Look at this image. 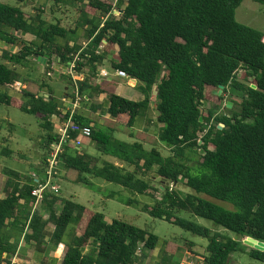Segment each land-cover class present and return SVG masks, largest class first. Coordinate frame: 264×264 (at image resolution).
I'll list each match as a JSON object with an SVG mask.
<instances>
[{"label":"trees","instance_id":"16d2710c","mask_svg":"<svg viewBox=\"0 0 264 264\" xmlns=\"http://www.w3.org/2000/svg\"><path fill=\"white\" fill-rule=\"evenodd\" d=\"M22 4L30 0H16ZM53 9L76 8L75 28L44 17L43 7L34 15L0 2V41L3 46L19 48L17 53L0 46V88L8 90L16 83L28 82L20 67L28 69L30 59L53 58L66 69L87 74L82 81L67 79L64 97L81 98L83 108L93 114L110 116L122 127L134 129L141 117L152 110L155 93L158 136L171 155L157 148L146 149L136 139L124 142L114 130L96 123L91 115L71 110L65 113L63 98L48 83L45 94L22 89L17 95L0 93V104L21 109L36 116L45 132L47 154L36 173L24 176L5 167L0 177V264H13L25 246L35 249L40 264H57L48 257L51 250L64 246L61 264H144L148 253L161 243L166 248L164 264H171L179 251L202 260V264H231L243 241L253 237L264 242V33L236 20L237 8L246 0H50ZM264 5V0H251ZM83 30L87 45L72 39ZM30 34L29 43L17 34ZM118 48L112 68L124 71L138 81L144 99L135 101L107 91L94 79L108 55ZM244 69L254 83L238 80ZM24 85V84H23ZM252 85H256L254 89ZM224 86L223 93L238 104V110L216 115L214 109L204 115L202 106L211 90ZM107 94L105 104L94 101ZM67 96V97H65ZM221 99L220 97L218 98ZM229 103V102H228ZM72 119L70 137L75 141L83 129L101 154L93 156L66 145L61 155L65 168L78 173V183L90 185L89 175L116 184L135 195L150 196L154 205L143 211L151 217L171 223L182 230L209 240L206 255L197 253L193 243L186 246L164 241L147 229L115 219L108 223L104 213L66 200L46 190L40 207L34 208L37 180L45 177L52 146L59 141L53 118ZM150 121V118H149ZM224 125L220 129L221 125ZM3 128L0 125V136ZM9 158L28 159L19 151L4 149ZM113 157L124 166L103 157ZM155 177L159 187H153ZM184 183L193 193L182 196L172 187ZM162 192L156 199L151 191ZM128 205L139 202L130 199ZM61 206V209L58 208ZM211 221L240 239L213 233L209 228L180 217ZM48 215V219L44 218ZM54 230L51 235L49 225ZM52 245V247H51ZM250 257L264 263V252L248 251ZM6 255V256H5Z\"/></svg>","mask_w":264,"mask_h":264},{"label":"rangeland","instance_id":"374dc122","mask_svg":"<svg viewBox=\"0 0 264 264\" xmlns=\"http://www.w3.org/2000/svg\"><path fill=\"white\" fill-rule=\"evenodd\" d=\"M108 1L111 2L112 0ZM0 2L12 7L21 8L28 15H34L36 13V9L43 7L46 11L44 17L47 20L57 23L56 20L61 19L62 25L67 27H74L79 17L78 10L73 7H64L61 10L52 11L54 5L50 0H30L26 4H22L16 0H0ZM119 15L120 14H116V16ZM236 20L243 25L252 27L264 33V5L255 3L251 0L244 1L236 10ZM19 35L23 36L22 33H19ZM35 41L36 38L34 36H30L28 38L29 43H33ZM77 41L83 44L86 42V39L82 37ZM6 50L12 53H17L19 48L5 46L3 51ZM0 61H2L1 54ZM47 62L48 60L46 59L37 60L36 57H32L30 59L28 69H23L20 67L24 77L28 79V82L23 83L24 89L26 88L33 93L45 94L44 91L41 90V87L43 83H48L53 87L57 93V96L62 99L64 97L63 93L67 85L64 82L68 83V80L62 79L61 76H70L68 69L63 67L56 58H53V63L50 65V69L52 70H50L51 72L48 74ZM102 69L108 71L111 74L110 78L103 79V82H105V86L108 90L115 92V86L119 84L126 86L127 79L117 78L111 66L105 65ZM237 77L238 80L246 82L247 84L254 83V80L246 75V71L244 69L238 71ZM4 90L0 88V93L4 92ZM5 91L12 95H17L18 93L14 86L8 88V90ZM66 91L70 92L71 90L67 88ZM136 91L140 94L139 89ZM136 95V92L134 93L131 91L126 96L134 100ZM219 97L221 98L220 100L218 99ZM152 98L154 100L153 103L155 104V93L153 94ZM230 99L231 98L228 93L219 94L218 90H211L208 94L207 100L202 106L204 115H208V112L211 109H214L216 115L229 113L226 110V106L228 105V102H232ZM66 103L67 106L65 107V111L69 110V108L71 109L72 106L69 105H71L73 102L71 100H67ZM232 103L233 106L231 109L235 108L238 110L239 105H235L234 102ZM81 106L84 107L83 105ZM148 117L150 118V121L141 124V126L144 125L145 127H148L150 130L148 134L137 129L140 126V121L137 122L136 130L119 126L113 120H110L105 116H101L99 119H97L96 123L103 127L114 130L116 138L124 142H133L134 140L130 138V134L134 133L136 139L146 142V149L151 150L152 148H157L162 152L163 156H170L171 152L169 148L165 144L161 143L157 136L162 126H160L157 122L155 108H153L150 114H148ZM0 125L3 128L2 134L0 136V166L3 169L8 167L15 171H19L24 176L34 175V173H36L34 168L43 162L44 157L47 154V150L45 149L43 143L45 132L40 127L39 119L36 116L23 112L21 109L0 104ZM4 149L19 151L25 154L28 159H22L19 157L15 159L9 158L4 155ZM82 149L85 150L84 152L94 156H97L99 153L97 152L98 150L96 151L91 149L88 143L87 146L85 148L83 147ZM109 159L113 160L112 158ZM85 178L90 182V185L83 183L79 184L77 182V172L70 171L65 168L64 163L61 161L60 165L58 166L56 185L59 187V190L55 192L56 195L63 199L73 200L79 204L85 205L96 212L104 213L108 223H112L115 219H121L142 229L149 230L150 232L162 238L164 241L177 242L183 246H186V242L193 243L195 245L194 250L197 253L202 255L207 254L206 249L209 244L208 239L193 235L192 233L182 230L180 227L171 223L155 219L147 212L142 210L146 205H154V200L150 196L135 195L116 184L105 182L100 178H94L89 175H86ZM158 181V177H155V180L152 183L153 187L158 188L160 186ZM172 187H176V189L181 192L182 196L193 193V191L184 183H180L179 185ZM151 195H154L156 199L162 198V192L160 191H151ZM130 199L138 201L140 203L139 206L128 205L127 201ZM58 208L61 209V206H58ZM180 217L203 227L209 228L211 231H213V233H221L223 236L231 237L238 241L240 240L233 232L216 227L211 221L193 217L188 213H182ZM44 218L48 219L49 217L47 214H44ZM53 228L54 227L52 224L49 225L48 231L50 235L53 232ZM63 249L64 248L62 246H59V248L51 250L48 254V257L57 259V264H61L64 255ZM250 249L252 248L243 243L241 250L232 255L231 264H264L250 257L248 253ZM29 252V254L27 253L26 255L15 257L13 259V264H40V259L35 249H32ZM187 255L191 257L189 264H202L201 259L195 258L189 254Z\"/></svg>","mask_w":264,"mask_h":264},{"label":"crops","instance_id":"0c3cea01","mask_svg":"<svg viewBox=\"0 0 264 264\" xmlns=\"http://www.w3.org/2000/svg\"><path fill=\"white\" fill-rule=\"evenodd\" d=\"M56 21L58 22V20H56ZM60 21L62 23V20L61 19H60ZM65 27H67V26H65ZM71 28L74 29L75 26L74 27H71ZM17 35H18V37L23 38L26 41H28V38L30 36H32L30 34H26V35H23L22 34L23 36H20L19 34H17ZM82 37H84V39H85V35H84V31L83 30H80V31L76 32L75 37L72 39L73 43L75 41H77L78 39L82 38ZM83 44L84 45H87V42H84ZM0 46L1 47H5V46H3V44H2L1 41H0ZM117 54H118V48H116V50L113 52V54H110V55L107 56V58L104 60V64L99 68V73H98L97 77L94 79V81H95L96 84L102 85L109 92H111V91L106 88L105 82H103V79L104 78H106V79L110 78L111 77V74L108 71H106V70H104L102 68L105 65H109L112 68V60L113 59L115 60V57H116ZM112 70L115 72V75H116L117 78H119V79H127L126 86H123V85L119 84V85L115 86V92H112V93H115V94H118L120 96H123V97H126V98L130 99L126 95L129 94L132 91L134 93L135 92L137 93L136 97L134 98L135 101H141V100L144 99L143 94L140 91H139L140 94L136 91L138 89V85H139L137 80L131 79V78L119 77L116 74V70H114L113 68H112ZM86 76H87L86 73L85 74H83V73L82 74H78L77 73V76L76 77L78 78V80L82 81V80H84L86 78ZM18 93H17V96H18ZM106 99H107V94H102L100 97H96L94 99V101L96 103H98V104H105L106 101H107ZM67 100H71V99L69 97L63 98V102H64L65 107L67 106V103H66ZM72 102L74 103V101H72ZM153 102H154V100L152 99V110H153V108H155V104ZM73 103H71V105H69V106H72L71 109L73 108ZM81 105H83V104L82 103H79V107L77 109V111H79L80 113L83 111L85 114L91 115L92 118L95 121L101 117L100 114H93L91 111H89V109H85ZM71 109L69 108V110H67L65 112H68ZM156 115H157V113H156ZM105 117L108 118V119H110V120H113V119L110 118V116H105ZM54 120H55V117L53 118V122H54ZM139 121L141 123H140V126L137 129L140 130V131H142L143 133H147L148 134V132L150 131L148 129V127H145L144 125L141 126V124L142 123H145V122H149V117L148 118L147 117H141L139 119ZM134 130H136V126H135ZM156 138H157V136H156ZM87 143L90 145L91 149L97 151V149L95 148V144L91 141L90 138H83L82 139V144L80 146H76L74 143H72L71 146H74V147H76L77 150L84 152L85 150H83L82 148L83 147L85 148L87 146ZM100 155L101 154L98 153L97 156L99 157ZM109 158H112L114 161L113 160H110ZM103 159L104 160H107V161H111V162L115 163L116 165L124 166L119 160H117V159H115L113 157H107V156H105V157H103ZM2 171H3V168L0 166V177H3L2 176ZM70 171H74V170H70ZM74 172H76V171H74ZM53 230H54V228H53ZM47 232L49 234V231L48 230H47ZM61 246L64 248L63 245H61ZM32 249L33 248H30V247H27V246H25V247L22 246V248L19 251V255L20 256H23V255H26L27 253L29 254L30 253L29 251L32 250ZM166 255H167L166 254V248L163 245V243H161L155 250H153V251H151V252L148 253V259L145 261L144 264H164L165 263L164 262V259H165ZM190 258L191 257H189L186 252L179 251V252H177V254L174 255L173 260H172L173 262L171 264H185V263H188L189 264V262H190L189 260H191ZM194 262H196V261H194ZM167 264H168V262H167Z\"/></svg>","mask_w":264,"mask_h":264},{"label":"built area","instance_id":"2783aa9c","mask_svg":"<svg viewBox=\"0 0 264 264\" xmlns=\"http://www.w3.org/2000/svg\"><path fill=\"white\" fill-rule=\"evenodd\" d=\"M119 0H114V14H121L120 10L116 9V4ZM128 1V0H125ZM68 73L73 77L75 81L78 80L77 73L75 72V65L72 64L68 68ZM116 74L119 77L123 78H130L124 71H116ZM16 90L20 92L22 89H24V85L22 83H16L14 85ZM81 101V98L79 95H77V100L75 103H73V108L71 109L72 116L77 111L79 107V103ZM54 120L55 128L57 131V134L59 136V141L56 142L52 146V152L49 158V166L45 172V177L43 181L37 180L38 186L33 191V196L36 198L34 203V208H38L40 204L44 200V193L46 190L56 192L59 190V187L56 185L57 176H58V166L61 163V155L64 152V148L66 145H69L70 143H74L76 146H80L82 144L83 138H89L91 134L90 128H85L81 131L80 136L75 140L72 141L70 137L71 133V127H72V119L70 118L67 122H61L59 118L55 117ZM35 176V175H34ZM36 177V176H35Z\"/></svg>","mask_w":264,"mask_h":264},{"label":"water","instance_id":"95a60500","mask_svg":"<svg viewBox=\"0 0 264 264\" xmlns=\"http://www.w3.org/2000/svg\"><path fill=\"white\" fill-rule=\"evenodd\" d=\"M39 60H42V58H39ZM252 87H253L254 89H257V86H256V85H252ZM224 88H225L224 86H221V87H220L221 90H220L219 94L223 93ZM227 106H228L229 109H231L232 106H233V103H232V102H229ZM223 127H224V125L222 124V125L220 126V129H222ZM243 243H244L245 245L249 246V247L252 248V249L258 250V251H260V252H264V242L259 241V240L255 239V238H253V237H247V238L243 241ZM5 256H6V255H5Z\"/></svg>","mask_w":264,"mask_h":264}]
</instances>
